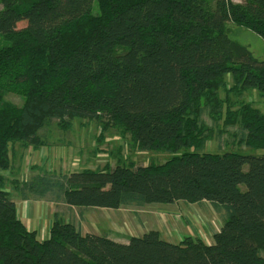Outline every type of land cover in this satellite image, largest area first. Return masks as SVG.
Returning a JSON list of instances; mask_svg holds the SVG:
<instances>
[{
	"label": "trees",
	"instance_id": "16d2710c",
	"mask_svg": "<svg viewBox=\"0 0 264 264\" xmlns=\"http://www.w3.org/2000/svg\"><path fill=\"white\" fill-rule=\"evenodd\" d=\"M229 24L264 40V0H0V264H264V155L205 150L232 137L264 150V113L244 98L255 88L264 100V59ZM8 90L23 93L20 105ZM74 119L119 131L138 150L182 152L15 176V143L44 145L41 130L69 131ZM9 186L80 214L207 201L221 226L210 243L170 242L158 229L118 241L55 212L39 239Z\"/></svg>",
	"mask_w": 264,
	"mask_h": 264
},
{
	"label": "rangeland",
	"instance_id": "374dc122",
	"mask_svg": "<svg viewBox=\"0 0 264 264\" xmlns=\"http://www.w3.org/2000/svg\"><path fill=\"white\" fill-rule=\"evenodd\" d=\"M25 23V20H21L17 25L21 27ZM229 28L233 33L231 37L234 40L247 45L256 57L264 59V40L261 36L249 29H244L234 24H229ZM244 98L247 101H251L255 107L264 113V100L257 89H248L245 92ZM5 99L16 105H20L23 101V93L8 90ZM40 134L44 138L45 135L48 136L47 143L44 145L39 147L24 146L19 142L13 145L10 155L13 167L17 171L13 172L15 176L26 178L37 170L68 173L80 171L86 167H102L106 164L111 166L116 164L128 165L130 161L135 162L136 165L146 166L152 163H164L169 158L182 152L138 150L132 146L131 140L128 137H123L119 131L117 132L114 129L100 130L97 122L88 121L87 119H74L69 131L61 130L53 123L48 128L41 130ZM231 139L233 143L228 146L219 144L215 138L211 139L206 143L205 150L218 153L238 152L252 153L257 156L264 155V150L246 148L240 146L237 139L233 137ZM7 190L12 192V195L15 194L11 186ZM12 198L16 200L17 208H21V202L18 200L17 195L12 196ZM180 202L169 205L148 203L143 206L131 205L119 208L117 214L118 221L115 220V225L110 224V231L108 230L106 234L111 239L125 241L130 235L142 236L148 228H154L161 231L162 236H167L169 239L174 237L177 240H181L183 235L193 237L199 235L201 237L198 238H203L204 241L209 240L208 238L211 233L217 229V215L216 217H208L211 213H207V219L204 220H208L209 224L201 223L200 219L198 222L192 219L190 220L191 224H189L184 218L186 214H182L186 213L189 208ZM192 208V214L194 215L197 214L196 212L201 211L197 206H193ZM60 209L58 207L56 211ZM87 214L86 223L88 222L91 225L90 230L100 235L103 234L101 230L105 229L103 223L107 227L106 219L98 213H94V216L91 215L90 217ZM90 218L92 221L95 220V222L99 223L97 228H92L93 223H91ZM173 218L180 221L176 224ZM20 219L28 229L38 230L40 238L48 237L50 227L40 229L38 216L33 211L29 214L21 213ZM44 223L49 224L48 221H44ZM193 226H195V229ZM173 240L174 242L176 241L175 239Z\"/></svg>",
	"mask_w": 264,
	"mask_h": 264
},
{
	"label": "crops",
	"instance_id": "0c3cea01",
	"mask_svg": "<svg viewBox=\"0 0 264 264\" xmlns=\"http://www.w3.org/2000/svg\"><path fill=\"white\" fill-rule=\"evenodd\" d=\"M10 193H12V192H10ZM13 193H15V194H13V196L17 195L16 192L13 191ZM17 198H18V196H17ZM18 200L21 202V206H22L21 208L20 207L17 208L19 217H20L21 213H23V214L28 213L29 214L31 211H33L35 213V215L38 216V220H39L38 223L40 225V229H42V228L47 229V227H51L50 225L53 222V216H54L55 212H58L64 221L73 222L77 226V228H79L81 230L82 233L88 232V233L97 234V232H93L92 230H90L91 225L88 222L86 223V221H87L86 213H88L87 215H89V217L91 215L94 216V213L95 214L98 213L99 215L103 216L106 219L107 227L102 222L103 226L105 227V229L103 228L104 230H101V231H103V234H106V232L110 229V224L115 225V223H114L115 220L118 221L117 214H118L119 209H109V208H100V207L84 208V209H82V214H80L79 208H77V207L72 206L71 208H68L63 203L55 204L54 202L46 200V199L21 200L20 198H18ZM15 202H16V200H15ZM183 204H184V206L189 208L186 211V213H182V214H186V216H184V218L189 224H191L190 220H192V219L195 222H198V220L200 219L201 223H203V224L208 223L209 222L208 220H204V219H207V213H211L210 215H208V217H213V216L216 217V215H217V213L214 212L211 205L209 203H207V201H204L202 203H183ZM193 206H197L199 208V210H201V211L203 210V211L202 212L201 211L196 212L197 214L194 215V214H192V211H193L192 207ZM58 207H60L61 209L59 211H56V208H58ZM90 220H91V218H90ZM173 220H174V222H176V224L180 221L179 219L177 221L174 218H173ZM217 220H218V222L216 221L217 222L216 223L217 229L215 231H213L211 233L210 237L208 238L209 240H207V242H209V243L211 242L212 234L214 232H217L221 226V223H220L221 220H220V217L218 215H217ZM44 221H48L49 224L44 223ZM91 223H93L92 228H94V229L97 228V226H99V223H97V221L95 222V220L94 221L91 220ZM84 225H86V226H84ZM193 227L195 229V226H193ZM149 229H151V228H148L147 230H149ZM115 230H117V229H115ZM38 234H39V232L37 230V236H38ZM106 235H108V234H106ZM163 237L170 242H174L173 239L176 240L175 242L179 241V240H177V238H174L172 236H170V237H172L170 239L167 236L166 237L163 236ZM182 237H184V235ZM197 237H201V236L197 235ZM38 238L39 239H45V238H40L39 236H38ZM118 241H121V240H118Z\"/></svg>",
	"mask_w": 264,
	"mask_h": 264
}]
</instances>
